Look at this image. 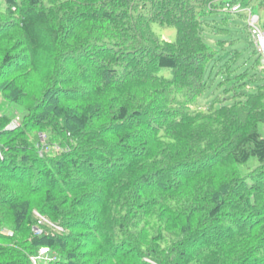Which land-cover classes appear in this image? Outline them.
<instances>
[{
	"label": "trees",
	"instance_id": "obj_1",
	"mask_svg": "<svg viewBox=\"0 0 264 264\" xmlns=\"http://www.w3.org/2000/svg\"><path fill=\"white\" fill-rule=\"evenodd\" d=\"M227 2L264 29V0H3L0 264H264V65L202 105Z\"/></svg>",
	"mask_w": 264,
	"mask_h": 264
},
{
	"label": "rangeland",
	"instance_id": "obj_2",
	"mask_svg": "<svg viewBox=\"0 0 264 264\" xmlns=\"http://www.w3.org/2000/svg\"><path fill=\"white\" fill-rule=\"evenodd\" d=\"M3 4V0H0V7ZM233 4H237L240 10L232 12L229 9L230 7H227L228 4L220 5L216 10L211 9V13L218 14L208 15V19H211V21L204 24L205 28L208 29L206 30L205 38L209 44H213L215 56L206 68L204 79L207 85V95L202 99V105H204V102L210 104L215 97L224 99L220 103L226 101V99H231L229 97L233 92L229 90L228 93H225L224 90L236 85L234 76L238 73L247 72L249 76H252L251 80L261 77L258 73L262 70L264 58L260 53L261 49L257 44L256 35L253 33V27H256L258 17L255 19L254 13L250 9L242 7L238 2ZM233 4L231 5L233 6ZM243 9H247V11ZM258 26L263 29L260 23H258ZM159 34L164 39H174L175 30L174 28H164L161 29ZM4 38H0V48L3 45L1 42L5 44L7 41ZM256 57L258 59L257 67L253 68V62ZM257 68L259 72H257ZM254 72L257 73L253 75ZM32 82L34 86H37V82ZM5 85V88H7L9 84L5 82ZM5 88L1 89L0 92V117L12 116L20 121L24 112L23 107L5 97ZM40 253H44V249H41Z\"/></svg>",
	"mask_w": 264,
	"mask_h": 264
},
{
	"label": "built area",
	"instance_id": "obj_3",
	"mask_svg": "<svg viewBox=\"0 0 264 264\" xmlns=\"http://www.w3.org/2000/svg\"><path fill=\"white\" fill-rule=\"evenodd\" d=\"M232 12H235L237 10H240L239 6L237 4H234L233 6H231L229 8ZM255 19H257V17L255 16ZM257 27V26H256ZM253 27V33L256 35L257 41H258V46L261 49L260 52L264 57V32L261 31L258 27ZM19 125V120L18 118H13L10 123L5 127L6 129H13L15 127H17ZM2 152L0 149V158H2Z\"/></svg>",
	"mask_w": 264,
	"mask_h": 264
}]
</instances>
